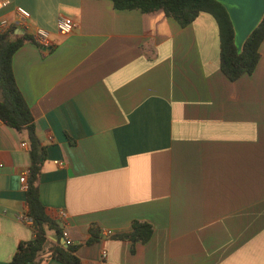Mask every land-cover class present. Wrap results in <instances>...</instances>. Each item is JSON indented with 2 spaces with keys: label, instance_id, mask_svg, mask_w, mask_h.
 Segmentation results:
<instances>
[{
  "label": "crops",
  "instance_id": "1",
  "mask_svg": "<svg viewBox=\"0 0 264 264\" xmlns=\"http://www.w3.org/2000/svg\"><path fill=\"white\" fill-rule=\"evenodd\" d=\"M18 6L31 15L27 34L41 28L54 41L25 42L12 65L46 147L42 204L80 245V261L264 264V41L254 72L231 81L208 13L182 27L162 10L110 0H11L0 18L14 22ZM61 16L76 23L67 36L57 34ZM22 143L1 120L0 264L34 237L18 219L28 213L20 178L31 165ZM134 220L154 233L132 253L118 236ZM92 226L101 237L87 245ZM57 241L50 232L40 264H62L49 256Z\"/></svg>",
  "mask_w": 264,
  "mask_h": 264
},
{
  "label": "trees",
  "instance_id": "2",
  "mask_svg": "<svg viewBox=\"0 0 264 264\" xmlns=\"http://www.w3.org/2000/svg\"><path fill=\"white\" fill-rule=\"evenodd\" d=\"M118 10H139L143 13H152L159 10L174 18L182 27L191 24L201 13L212 15L219 26L220 39V67L222 72L231 80L236 81L245 74H252L260 60V46L264 41V18L251 32L250 36L238 52L235 44V32L225 7L216 0H110ZM10 32L0 34V119L2 122L24 134L29 148L31 165L28 170V188L26 203L28 215L32 218L31 225L34 237L30 241L20 244L18 251L8 264H40L38 257L43 251L50 232L58 237L57 244L49 251V256L62 264H83L76 255L80 245L68 240L64 247L59 238L64 237L65 230L60 221L52 218L42 204L38 181L42 167L46 160L44 147L36 133L34 116L19 89L12 65L14 53L25 43L34 42L32 35L12 38ZM154 233L152 224L146 221L134 220L132 229L127 234L118 236L128 238L133 253L136 244L147 243ZM90 238L87 245L96 243L101 237L97 226L90 228Z\"/></svg>",
  "mask_w": 264,
  "mask_h": 264
},
{
  "label": "built area",
  "instance_id": "3",
  "mask_svg": "<svg viewBox=\"0 0 264 264\" xmlns=\"http://www.w3.org/2000/svg\"><path fill=\"white\" fill-rule=\"evenodd\" d=\"M10 4H11V0H0V13L8 9ZM14 12H15V17H16L14 22L9 21L7 18H0V34L6 33L10 29V27L13 26L14 24L21 26L24 33L30 32L28 21L30 20L31 15L28 12V10H26L25 8L21 6H18V7H15ZM75 27H76L75 21L72 18L66 17V16L59 17L56 23L57 34L61 36H67L71 34L74 31ZM32 36L37 46H40L45 49L52 48L54 46V41L52 40L51 33L47 30L36 28L33 31ZM22 146L27 148L28 144L22 143ZM57 164L59 166H64L63 162H57ZM1 167H3V164L0 162V168ZM28 174H29L28 171H26L20 178V182L24 190H27L28 188ZM66 217H67V214L65 211L59 212L58 218L60 220H63L64 222V219H66ZM18 219L25 222L28 225L33 224V220L28 215V213L20 214L18 216ZM111 234H112L111 231H107L105 235L108 236ZM64 239L66 241L70 240L69 233L66 231L64 232ZM106 256H107V252L103 251L102 257L105 258Z\"/></svg>",
  "mask_w": 264,
  "mask_h": 264
},
{
  "label": "water",
  "instance_id": "4",
  "mask_svg": "<svg viewBox=\"0 0 264 264\" xmlns=\"http://www.w3.org/2000/svg\"><path fill=\"white\" fill-rule=\"evenodd\" d=\"M216 1L225 7L230 17L235 32V44L238 52H241L245 40L264 18V0Z\"/></svg>",
  "mask_w": 264,
  "mask_h": 264
},
{
  "label": "rangeland",
  "instance_id": "5",
  "mask_svg": "<svg viewBox=\"0 0 264 264\" xmlns=\"http://www.w3.org/2000/svg\"><path fill=\"white\" fill-rule=\"evenodd\" d=\"M20 4V3H19Z\"/></svg>",
  "mask_w": 264,
  "mask_h": 264
}]
</instances>
